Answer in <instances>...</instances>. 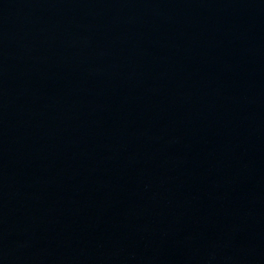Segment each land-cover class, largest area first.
<instances>
[{
  "label": "water",
  "instance_id": "obj_1",
  "mask_svg": "<svg viewBox=\"0 0 264 264\" xmlns=\"http://www.w3.org/2000/svg\"><path fill=\"white\" fill-rule=\"evenodd\" d=\"M0 264H264V0H0Z\"/></svg>",
  "mask_w": 264,
  "mask_h": 264
}]
</instances>
